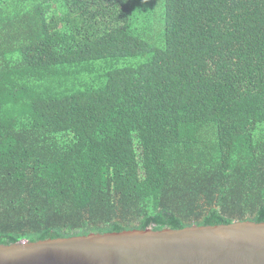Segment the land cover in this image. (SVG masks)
<instances>
[{"label": "trees", "instance_id": "1", "mask_svg": "<svg viewBox=\"0 0 264 264\" xmlns=\"http://www.w3.org/2000/svg\"><path fill=\"white\" fill-rule=\"evenodd\" d=\"M243 220L264 0H0V243Z\"/></svg>", "mask_w": 264, "mask_h": 264}, {"label": "water", "instance_id": "2", "mask_svg": "<svg viewBox=\"0 0 264 264\" xmlns=\"http://www.w3.org/2000/svg\"><path fill=\"white\" fill-rule=\"evenodd\" d=\"M0 264H264V221L0 243Z\"/></svg>", "mask_w": 264, "mask_h": 264}, {"label": "rangeland", "instance_id": "3", "mask_svg": "<svg viewBox=\"0 0 264 264\" xmlns=\"http://www.w3.org/2000/svg\"><path fill=\"white\" fill-rule=\"evenodd\" d=\"M156 9H157V8H156ZM157 12H159V10H157ZM153 36H154V38H155L156 40H159L160 37H161V31H160V29H159V30L154 29V31H153Z\"/></svg>", "mask_w": 264, "mask_h": 264}]
</instances>
